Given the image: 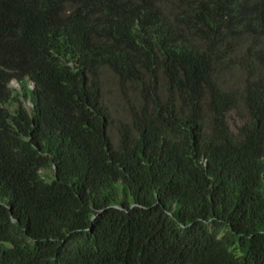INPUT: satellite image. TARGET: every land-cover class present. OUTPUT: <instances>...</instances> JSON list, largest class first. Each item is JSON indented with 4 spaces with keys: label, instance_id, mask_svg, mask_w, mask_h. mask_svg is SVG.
Masks as SVG:
<instances>
[{
    "label": "trees",
    "instance_id": "trees-1",
    "mask_svg": "<svg viewBox=\"0 0 264 264\" xmlns=\"http://www.w3.org/2000/svg\"><path fill=\"white\" fill-rule=\"evenodd\" d=\"M0 264H264V0H0Z\"/></svg>",
    "mask_w": 264,
    "mask_h": 264
},
{
    "label": "rangeland",
    "instance_id": "rangeland-1",
    "mask_svg": "<svg viewBox=\"0 0 264 264\" xmlns=\"http://www.w3.org/2000/svg\"><path fill=\"white\" fill-rule=\"evenodd\" d=\"M11 86L16 89V90H19L20 89V86H19V83L17 81H14Z\"/></svg>",
    "mask_w": 264,
    "mask_h": 264
}]
</instances>
